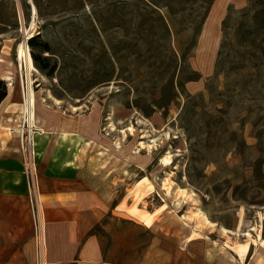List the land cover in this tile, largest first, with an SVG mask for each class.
Instances as JSON below:
<instances>
[{"label": "rangeland", "instance_id": "1", "mask_svg": "<svg viewBox=\"0 0 264 264\" xmlns=\"http://www.w3.org/2000/svg\"><path fill=\"white\" fill-rule=\"evenodd\" d=\"M183 1L0 0L1 79L21 99L26 76L35 118L97 121L83 192L117 212L93 229L105 260L134 264L156 240L170 254L184 229L228 246L264 240V0ZM25 32L50 44L51 76L24 74ZM175 53L200 76L181 95Z\"/></svg>", "mask_w": 264, "mask_h": 264}, {"label": "crops", "instance_id": "2", "mask_svg": "<svg viewBox=\"0 0 264 264\" xmlns=\"http://www.w3.org/2000/svg\"><path fill=\"white\" fill-rule=\"evenodd\" d=\"M44 112L34 117L41 129L34 135V152L41 205L50 224L46 264H133L105 260L101 240L93 232L104 217L117 215L116 210L100 209L98 199L83 192L87 173L82 158L96 144L97 121L55 110ZM21 115L20 91L15 84L7 86V95L0 103V264H34L18 134L10 131L17 130ZM149 224L145 228L152 227L153 221ZM186 233V229L181 232L170 254L165 255L156 240L134 264H264V243L248 244L241 255L239 246H228L223 238L186 239Z\"/></svg>", "mask_w": 264, "mask_h": 264}, {"label": "built area", "instance_id": "3", "mask_svg": "<svg viewBox=\"0 0 264 264\" xmlns=\"http://www.w3.org/2000/svg\"><path fill=\"white\" fill-rule=\"evenodd\" d=\"M28 38L24 37L27 44ZM24 58L19 59L20 67L23 65L24 74L26 65ZM22 100V117L21 124L15 131L18 134L19 150L22 159L23 175L27 185V197L29 202L30 215L33 224V237L36 246V264L45 263V223L42 215V205L40 199V190L35 166L34 153V135L38 132L34 123L30 120L28 112L33 109L30 99V88L25 76L24 83L20 84Z\"/></svg>", "mask_w": 264, "mask_h": 264}, {"label": "trees", "instance_id": "4", "mask_svg": "<svg viewBox=\"0 0 264 264\" xmlns=\"http://www.w3.org/2000/svg\"><path fill=\"white\" fill-rule=\"evenodd\" d=\"M200 2L204 3H211L213 0H198L197 3L199 4ZM183 2H186L187 4L189 3V0H185ZM182 2V3H183ZM143 13H147L146 11H143ZM146 20V15H144L143 21ZM164 29L165 26H162ZM195 42L193 41L189 45H186L188 50H194L195 48ZM28 47L31 50V58L33 61L34 66H36L39 70L41 71H46L47 76H51L55 69H56V64L50 65L49 64V59L47 56H42L41 53H50L51 47L48 41H44L40 34L34 35L27 41ZM38 50L39 53H35V51ZM184 51V50H183ZM176 56V59H175ZM174 57V62L175 66H173V71L174 74L177 76V83H176V90L179 92L181 95V92L183 91L184 86L186 83L197 81L200 76L199 73L194 71L189 62L185 61L183 53H175ZM7 95V85L4 80L1 79L0 77V103L4 100V98ZM187 97H190L187 95ZM165 100V99H164ZM162 107L160 101H156L155 104H152L151 108L157 107Z\"/></svg>", "mask_w": 264, "mask_h": 264}, {"label": "bare ground", "instance_id": "5", "mask_svg": "<svg viewBox=\"0 0 264 264\" xmlns=\"http://www.w3.org/2000/svg\"><path fill=\"white\" fill-rule=\"evenodd\" d=\"M32 12H33V15H35V9H34L33 5H32ZM28 35H31L30 32H25V36H28ZM18 58L21 60H22V58H24L23 60L25 61L26 71L28 72V74L30 72H36V69L34 67V64H33L32 58H31V54H30L28 44H26L25 41H23L18 48ZM30 99H31V105H33L35 102V99L31 93H30ZM28 114H29L30 120L33 122L34 121V113L30 110L28 112ZM163 161L169 163V161L167 159H164ZM139 217L141 220H144L145 223H147V224H149L151 221L149 216L148 217L139 216ZM203 219L205 220L206 223H210L206 217H203ZM244 235L250 237V233H246ZM253 241L255 242V240H253ZM262 243H264V240L262 241ZM247 246H248L247 243L240 244V246L238 247L239 254L242 255V253H244V251L246 250Z\"/></svg>", "mask_w": 264, "mask_h": 264}]
</instances>
